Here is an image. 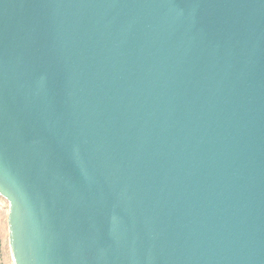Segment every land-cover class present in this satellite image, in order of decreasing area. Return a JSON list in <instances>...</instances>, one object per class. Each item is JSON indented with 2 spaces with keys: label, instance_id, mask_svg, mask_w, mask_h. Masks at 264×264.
<instances>
[{
  "label": "water",
  "instance_id": "obj_1",
  "mask_svg": "<svg viewBox=\"0 0 264 264\" xmlns=\"http://www.w3.org/2000/svg\"><path fill=\"white\" fill-rule=\"evenodd\" d=\"M14 264H264V0H0Z\"/></svg>",
  "mask_w": 264,
  "mask_h": 264
},
{
  "label": "rangeland",
  "instance_id": "obj_2",
  "mask_svg": "<svg viewBox=\"0 0 264 264\" xmlns=\"http://www.w3.org/2000/svg\"><path fill=\"white\" fill-rule=\"evenodd\" d=\"M0 208V264H14L9 244V203L2 197H0Z\"/></svg>",
  "mask_w": 264,
  "mask_h": 264
},
{
  "label": "crops",
  "instance_id": "obj_3",
  "mask_svg": "<svg viewBox=\"0 0 264 264\" xmlns=\"http://www.w3.org/2000/svg\"><path fill=\"white\" fill-rule=\"evenodd\" d=\"M0 210H1V208H0ZM0 218H1V211H0ZM0 221H1V219H0Z\"/></svg>",
  "mask_w": 264,
  "mask_h": 264
}]
</instances>
